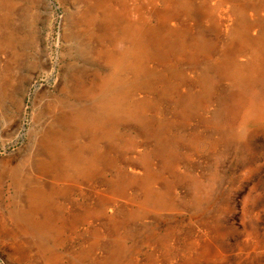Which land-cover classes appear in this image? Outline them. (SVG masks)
<instances>
[{"label": "rangeland", "instance_id": "obj_1", "mask_svg": "<svg viewBox=\"0 0 264 264\" xmlns=\"http://www.w3.org/2000/svg\"><path fill=\"white\" fill-rule=\"evenodd\" d=\"M9 1L0 264H264V0ZM98 89L126 93L91 139L62 111ZM29 130L91 139L95 167L53 184L41 149L27 176ZM18 169L53 256L7 216Z\"/></svg>", "mask_w": 264, "mask_h": 264}, {"label": "bare ground", "instance_id": "obj_2", "mask_svg": "<svg viewBox=\"0 0 264 264\" xmlns=\"http://www.w3.org/2000/svg\"><path fill=\"white\" fill-rule=\"evenodd\" d=\"M13 4L14 2L11 3L9 0H3L2 9L0 11V24L2 27V30L0 31V56H2L6 51L4 48L7 45L8 40L6 29L10 25V23H8L11 20L9 19V15H11L12 11H14L12 9ZM131 38L132 37H130L128 40L131 41ZM14 41H16V38H14ZM134 50L136 51V46ZM133 57L134 55L131 58ZM11 87L10 81L4 76H0V106L2 102L6 101L8 94L12 92V90H10ZM99 89L102 90L101 87H99ZM99 89L95 94L88 95V97H91V99L74 100V102L69 104V106L68 104L66 105L68 107L66 111H62V114L65 115V118L68 116L72 118V121L76 127L80 129H90V138L91 136L92 138L94 137L96 129L101 127L109 120L114 119L115 115L122 109L121 104L119 105V100L126 93L117 90V92L112 94L111 89H109V93L103 96V91H100ZM62 102L68 103L67 98ZM57 131L58 130H53L48 136L47 140L44 139L42 141H39V138L42 137L41 131H28L32 150H30L31 152L29 153V156H27V162L23 167V171H26L27 176H31L33 173H36L37 170H41L40 166H38L37 169L35 168V162L40 156L41 149L45 154H47L48 158L51 157V159H56V161L59 162V167L57 166L53 171L49 169L50 171L43 172L44 177L51 180L53 184L57 185L59 180L72 181L75 176L89 172L91 166L92 168L95 167L97 162L96 155L94 153L90 155V157L87 155V149H89L88 146L93 143L91 140L92 138L80 140V138L77 137L74 142L75 145L78 146L74 147L71 144L70 139L66 137H64L62 141L57 142L55 139ZM44 141H50L49 148L46 147ZM46 164L47 162L44 160L42 161L41 165ZM21 172L18 169L15 172L13 171L12 174V185H14L15 188L13 202H16L18 205L15 207L16 209L13 208L7 216L8 218L12 219L11 221L13 228H26L25 234L29 236L28 241H32L40 248L43 246L47 247V245L51 244V241L54 243L57 240V235L55 234V237L52 238V226L45 224L46 227H43L42 222L39 219L36 221V218L37 216L40 217L42 215V218L45 217V214L51 209L50 203L52 200L49 196L37 193L35 184L29 183V186L24 189V185L26 184V181H28L29 177L23 178ZM21 193L24 194L26 199V209L22 208L23 204L20 200L23 199V195ZM0 209H2V211H0V229H3L5 223L3 213L4 208L0 206ZM28 222L30 224H28ZM35 222L37 224V228L34 227L32 230L28 229V226L33 225ZM52 250L53 246L51 244L48 253L50 255L52 254L53 256V254L56 253H54ZM46 255L48 254L46 253Z\"/></svg>", "mask_w": 264, "mask_h": 264}]
</instances>
